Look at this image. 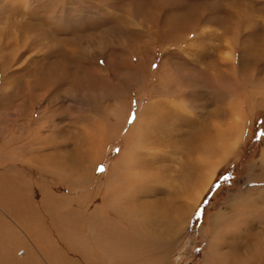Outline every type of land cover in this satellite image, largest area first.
<instances>
[{
  "label": "rangeland",
  "instance_id": "obj_1",
  "mask_svg": "<svg viewBox=\"0 0 264 264\" xmlns=\"http://www.w3.org/2000/svg\"><path fill=\"white\" fill-rule=\"evenodd\" d=\"M0 181L81 223L187 188L162 264H210L213 238L264 264V0H0ZM22 231L0 207V264H48Z\"/></svg>",
  "mask_w": 264,
  "mask_h": 264
},
{
  "label": "bare ground",
  "instance_id": "obj_2",
  "mask_svg": "<svg viewBox=\"0 0 264 264\" xmlns=\"http://www.w3.org/2000/svg\"><path fill=\"white\" fill-rule=\"evenodd\" d=\"M220 134L222 133L219 129L218 136H220ZM238 139L227 148L220 143V150L222 152L225 150V154L228 153V149L234 150L240 140ZM204 147H201V150L205 151ZM52 157L53 159L58 158L60 161L65 160V156L63 155ZM223 158L226 157L224 156ZM72 160L73 159L69 160L68 158L64 162H59L60 164L57 166L60 169L62 167L70 168L71 163H73ZM135 162V164H137V161ZM115 167H118V164H116ZM119 170L120 168H117L115 173H113L112 177L109 179L112 183L110 182L111 184H108L107 187H112V184L116 185L118 182L123 181L119 174ZM50 171H52V169ZM208 172L210 180L212 181L216 173V163L211 165V169ZM136 174V176L140 177L143 172H138ZM136 176L129 181L130 185L137 188L142 187L145 184L146 176H144V183L139 181ZM187 180L189 181L188 175H186V181ZM208 183L210 186L211 183ZM16 187L17 186L9 182L0 181V207L13 217L17 226L28 234L27 239L32 240L34 246L39 250L40 255L45 258L46 261H44L48 264H162L164 256L167 255L166 253L169 252L172 247L175 233L178 235L181 231L179 225H181L189 215L187 211V214L184 213V206H187L188 210L191 206L190 202H185L183 206L179 200L180 194L187 191V188H185V191H175L174 194L171 193L173 196L169 194L168 197L143 200V195L146 193L156 196V189L146 186L144 188L145 192L142 191L143 195L134 192L126 196L125 201L127 202L126 205H128V209L124 210L130 211V214H137L136 211L141 213L139 216L134 215V218L130 217L129 214L128 219L123 215L127 220L125 221L127 224H123L121 218L118 220V215L115 216V218H111L110 213L104 214L101 219L100 216L102 215H100L98 220L97 211H91V205H89L87 213H90L93 218H88L87 222L83 221L85 222V226H83V222V224L81 222H76L69 217L71 212L68 214L66 211L62 210L59 211L58 214L47 201L49 200L47 198L49 195L39 192L40 195L38 196L37 193L34 196V199L38 196L37 200L33 202L27 189H20L19 187V189H16ZM23 189L26 194L23 192ZM116 192L112 190V188H108L106 192L107 197L110 199L113 198ZM96 194H98L97 189L91 192V197ZM140 209H142V212ZM121 213H124L123 210H121ZM50 222H52V225L49 224ZM10 229L13 230V227ZM165 232L166 234H164ZM256 235L257 234H255V236ZM138 238H141V240L137 241ZM213 240L212 247L207 255V260L211 262L210 264H248L246 262L248 257L252 258L255 252L251 243H248L250 242L249 240L245 241L243 245L240 244V246L235 247L232 252L222 251V244H217L214 238ZM19 243L22 244V242ZM242 247H244V249H242ZM161 253H163L164 256ZM29 254L34 258V262L30 264H43L40 258L36 256L38 253L36 254V252L34 253L30 250ZM152 254L156 257H158V254H161L162 259H157ZM96 258H98V260L100 258L101 262L100 260L99 262L95 261ZM1 262L3 264V260ZM24 262H27V260ZM205 263L207 264V262Z\"/></svg>",
  "mask_w": 264,
  "mask_h": 264
},
{
  "label": "snow or ice",
  "instance_id": "obj_3",
  "mask_svg": "<svg viewBox=\"0 0 264 264\" xmlns=\"http://www.w3.org/2000/svg\"><path fill=\"white\" fill-rule=\"evenodd\" d=\"M154 67H155V65H154ZM101 170H103V169L101 168Z\"/></svg>",
  "mask_w": 264,
  "mask_h": 264
}]
</instances>
